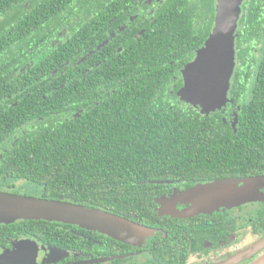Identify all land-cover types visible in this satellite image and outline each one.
<instances>
[{
	"label": "trees",
	"instance_id": "trees-1",
	"mask_svg": "<svg viewBox=\"0 0 264 264\" xmlns=\"http://www.w3.org/2000/svg\"><path fill=\"white\" fill-rule=\"evenodd\" d=\"M143 2L0 0V177L32 183L38 198L168 234L153 252L167 264L183 261L177 250L186 232L215 229L209 215L159 216L157 200L173 185L264 176V0L244 4L236 34L234 128L223 110L206 114L178 97L185 68L212 34L217 0H172L154 21L141 16L121 30ZM26 3V21L6 24ZM69 17L82 23L61 46L45 44L46 31L63 33ZM251 205L252 225L242 228L262 236L264 204ZM62 227L72 225L27 221L1 230L36 237ZM68 240L50 244L67 250Z\"/></svg>",
	"mask_w": 264,
	"mask_h": 264
},
{
	"label": "water",
	"instance_id": "water-1",
	"mask_svg": "<svg viewBox=\"0 0 264 264\" xmlns=\"http://www.w3.org/2000/svg\"><path fill=\"white\" fill-rule=\"evenodd\" d=\"M245 1L218 0L214 30L184 70L179 98L206 114L226 109L230 103L231 79L236 68L235 35ZM188 203L193 205L190 209L176 210L178 204ZM157 204L161 206L157 210L159 216L178 219L264 204V176L199 184ZM27 221L72 225L135 247H142L155 236L150 228L84 205L0 192V226ZM263 250L264 240L237 258L240 262L250 260ZM64 254L61 250L28 245L14 252H0V264H45L54 262V257L63 258ZM250 264H264V254Z\"/></svg>",
	"mask_w": 264,
	"mask_h": 264
},
{
	"label": "flooded vegetation",
	"instance_id": "flooded-vegetation-1",
	"mask_svg": "<svg viewBox=\"0 0 264 264\" xmlns=\"http://www.w3.org/2000/svg\"><path fill=\"white\" fill-rule=\"evenodd\" d=\"M170 1L172 0H144L143 2L144 7L140 8V10H138V13L133 18L128 19L127 25H125L124 23H121L122 25L120 29L124 30L125 28H129L130 24L131 25L134 24L136 19L141 16L148 17L150 21H154L160 9L158 7ZM247 1L248 0H246L244 4ZM244 4L242 5V8H241L242 12H243ZM152 6L156 7V12L149 10V7H152ZM217 7H218V0H217ZM28 9H29L28 3H26L21 12V14L23 15L9 18L6 24L7 23L15 24L17 22L26 21V17H24V14L28 11ZM15 11L16 10H13L12 12H15ZM17 14H19L18 11L16 12L15 15ZM241 15H240V18H241ZM74 18L76 19V23H78L79 25L82 23L81 19H77L76 17ZM67 20H70V22L66 23L67 26L64 27L63 33L61 32V30H59V28L55 29V27L53 26L54 23L52 24L53 27L51 28L50 31L45 30L47 33V36L45 38V44H48L51 47L61 46L62 45L61 42L64 41L69 35V28H72V26L75 28H78L77 27L78 24H72V17L67 18L66 21ZM239 22H238V26H239ZM214 27H215V22H214ZM236 34H237V31H236ZM31 41H32L31 39L28 40L26 44L27 45L30 44ZM234 74H235V71H234ZM230 90H231V86H230ZM178 97H179V93H178ZM11 99L12 98L10 97L8 100H11ZM229 100H230V103L227 105L226 109H222V110L224 111L225 117L228 120H230L231 125L234 128L237 125L238 116H237L236 109L233 108L234 103H233V100L231 99L230 91H229ZM7 104L8 102L4 103L2 106H6ZM37 123H40V122H37ZM12 180L13 179L0 177V192L22 196V195H19L20 193L19 190H14L15 188L13 189L10 187L3 188L5 185L9 184L7 182L12 181ZM208 183H211V182H208ZM198 185L199 184L195 186H198ZM195 186L188 188L185 186L173 185L170 188L171 192H169L165 196H162V198H159L157 200V203L159 200L163 198L171 197L175 194L180 195V193H183V192H188V190L194 188ZM23 196L26 197L27 195H23ZM158 206L159 207H157V209H160L161 206L159 204ZM192 206L193 205L191 203L190 204L189 203L188 204H178L176 206V210L183 211L186 209H190ZM247 207L248 208L252 207V205L249 204L241 208H236V209H232L229 211L213 212L212 214H209V216L213 218V222L215 224L212 226L215 229H211L207 231L201 230L198 234L194 233L193 235L188 234L186 232L185 233L186 238H184L185 242H183V240L180 241L178 244H181V245H180V248L177 250L179 254H184V256H182L183 261H178V260L171 261L170 260L167 262V264H250L252 261L256 259L258 255L264 252V250L260 254L256 255L254 258H251L250 260H245V261L240 262L237 258L240 254L246 251V247L242 245L241 247H238V244L240 242L239 240L241 238L242 228L237 227V223L239 221H238V216L235 215V213L238 211L241 212ZM203 216H208V215H203ZM220 222H224L223 225L225 227H223V230L220 227V225H218V223ZM15 224H12V225H15ZM2 227H7V226H0V252H14L28 245H31V246L37 245L38 247L61 250L65 252L63 258L59 256L54 257L53 258L54 262H49L45 264H157L155 263L156 258L153 256V252L156 251L154 249V245H156L155 242L159 240V236L160 238L162 237L167 238V235H168V234H164V235L155 234V236L148 238L146 240V243L142 247H135V246L125 245L123 243H120L118 241H115L109 238L108 236L95 233L92 231H87V230L81 229L76 226H72V228L62 227L65 233L60 232V231H55L54 234L53 233L49 234L48 232L46 233L45 231H42V235L36 236V237L26 236L24 234H21L17 230L13 232L11 231V229L3 228L1 230ZM48 228H53V227L51 226ZM250 234L253 235L252 229H251ZM59 235H64L65 237H68L70 240H68L69 243H67L66 246L67 245L72 246V244L70 243H73V248H69L66 250V249L51 245L50 241H52L53 238H56ZM253 237H255L254 241L258 243L259 241L264 240V234H262V236L253 235ZM118 243L125 245L127 247L122 248V246H119ZM170 243L172 246L177 245V244H174V240H171Z\"/></svg>",
	"mask_w": 264,
	"mask_h": 264
},
{
	"label": "rangeland",
	"instance_id": "rangeland-1",
	"mask_svg": "<svg viewBox=\"0 0 264 264\" xmlns=\"http://www.w3.org/2000/svg\"><path fill=\"white\" fill-rule=\"evenodd\" d=\"M258 46L261 49H264V41L261 43V46H260V44H258ZM260 54H262V51L260 53L258 52L257 56H259ZM250 97H251V95H250ZM33 125H36L35 127H38L39 123H34ZM0 159H1V152H0ZM7 183H9V184L5 185L3 188H6V187H10L12 189L15 188L14 190H19V192H20L19 195L37 196L36 194H39V188L30 182H24L22 180H12V181H9ZM23 192H25V193H23ZM256 212H257V210H256V207H254V206L249 207V208L247 207L241 212L240 211L236 212L235 215L238 216L239 222L237 224H239V227L242 228V227H245L249 224L252 225V222L250 219L252 218V216ZM251 229H253L251 226L248 227L247 231L242 228L241 238H240V240H239L240 242L238 244V247H241V245L246 247V251L250 250L251 248H254L258 243V242L254 241L255 237H253V235L250 234ZM261 242H262V240L259 241V243H261ZM262 254H264V252H262L261 255ZM261 255H258L256 257V259L260 258Z\"/></svg>",
	"mask_w": 264,
	"mask_h": 264
}]
</instances>
